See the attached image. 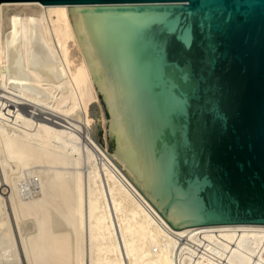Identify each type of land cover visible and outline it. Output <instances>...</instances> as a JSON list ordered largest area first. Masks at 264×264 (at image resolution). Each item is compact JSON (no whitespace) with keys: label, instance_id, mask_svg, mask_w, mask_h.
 <instances>
[{"label":"water","instance_id":"water-1","mask_svg":"<svg viewBox=\"0 0 264 264\" xmlns=\"http://www.w3.org/2000/svg\"><path fill=\"white\" fill-rule=\"evenodd\" d=\"M38 1L67 5L108 153L175 228L264 223V0Z\"/></svg>","mask_w":264,"mask_h":264},{"label":"bare ground","instance_id":"bare-ground-1","mask_svg":"<svg viewBox=\"0 0 264 264\" xmlns=\"http://www.w3.org/2000/svg\"><path fill=\"white\" fill-rule=\"evenodd\" d=\"M96 101L67 5L3 1L0 264H264V223L175 228L94 136Z\"/></svg>","mask_w":264,"mask_h":264},{"label":"rangeland","instance_id":"rangeland-1","mask_svg":"<svg viewBox=\"0 0 264 264\" xmlns=\"http://www.w3.org/2000/svg\"><path fill=\"white\" fill-rule=\"evenodd\" d=\"M99 96V95H98ZM102 111L105 115L103 106L101 104L100 98L99 101L93 102L90 106L89 113L94 118V124H93V134L98 140V142L108 151L107 146V131H106V121L104 124L102 123ZM106 118V116H105Z\"/></svg>","mask_w":264,"mask_h":264}]
</instances>
